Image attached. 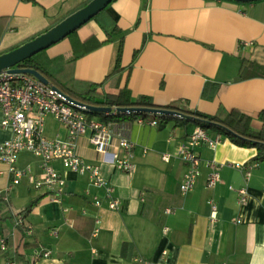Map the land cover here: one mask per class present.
I'll use <instances>...</instances> for the list:
<instances>
[{
  "label": "crops",
  "instance_id": "0c3cea01",
  "mask_svg": "<svg viewBox=\"0 0 264 264\" xmlns=\"http://www.w3.org/2000/svg\"><path fill=\"white\" fill-rule=\"evenodd\" d=\"M87 1L0 0V52L27 42ZM101 11L47 48L42 59L70 77L99 84L103 95L125 88L132 99L148 97L157 108L174 107L170 110L183 116L135 121L89 116L113 132L110 156L106 160L90 143V131L79 137L77 153L113 186L120 202L115 210L88 174L74 173L59 160L51 165L64 178V191L58 200L50 198L34 185L40 160L22 152L17 166L31 172L11 187L7 200L0 195V238L8 246L0 251V264H264V162L253 161L255 148L208 131L220 142L196 148L200 176L192 191H179L186 172L180 148L197 127L187 112L222 118L238 109L253 117L254 130L262 126L264 0H113ZM114 24L124 32L121 43L108 40ZM44 126L50 139L67 136L50 115ZM118 133L133 144L129 172L110 162L125 156ZM11 136L10 127H0V143ZM211 161L222 167L220 180L209 188ZM252 163L246 181L244 169ZM9 183L7 165L0 162V191ZM243 186L249 197L239 205L237 190ZM209 200L217 207L214 222ZM19 216L22 224L16 227ZM41 249L50 255H36ZM7 253L14 255L8 259Z\"/></svg>",
  "mask_w": 264,
  "mask_h": 264
},
{
  "label": "built area",
  "instance_id": "2783aa9c",
  "mask_svg": "<svg viewBox=\"0 0 264 264\" xmlns=\"http://www.w3.org/2000/svg\"><path fill=\"white\" fill-rule=\"evenodd\" d=\"M115 108L113 111L115 112ZM89 110L82 104L69 101L63 94L53 88L52 85L41 83L34 76L25 73H11L4 70L0 73V112L2 119L0 127H10L12 136L8 140L0 143V162L7 165L9 176V186L2 192L4 200H7L8 192L13 185L19 183L20 179L31 172L30 167L19 168L17 166L18 157L22 152H28L40 160L41 175L34 179L37 188H44L50 198L58 200L64 191L65 180L54 169L51 162L59 160L62 165L70 171L78 174H88L93 186L102 188L104 196L109 200L108 207L112 210L118 209L119 200L114 196L113 186L101 175L97 165L87 163L77 153V141L79 137L90 131V143L95 149L102 153L107 160L110 156L107 147L110 144L113 132L109 126L99 120L88 116ZM54 117L67 131L65 139L45 136V117ZM141 120V119H139ZM151 125H156L157 121H151ZM119 145L125 151V156L110 162L119 171L129 172L133 168L132 142L123 134H117ZM220 142V137H212L204 128L197 126L189 135L187 141L180 148V159L186 165V172L179 184V191L185 195L193 190L197 179L200 176V158L196 148L201 144H206L215 148ZM163 159L167 161L169 154H165ZM211 172L207 178V186L213 187L220 180V169L222 164L214 161L208 163ZM232 166V164H229ZM236 168H243L239 163L234 164ZM256 163L249 164L244 169L245 180L250 177V170ZM238 204L244 205L249 197L247 186L237 190ZM211 207L210 220H216V204L209 200ZM95 206H100L101 201L96 199ZM169 213V210H166ZM99 220L97 219L96 222ZM237 222H240L237 219ZM22 224V218L15 219V226ZM98 228L94 230L96 234ZM30 233V230H27ZM56 235V231L53 232ZM8 249L5 238H0V251ZM36 255L48 257L50 251L41 249L35 251ZM8 264H16L10 260Z\"/></svg>",
  "mask_w": 264,
  "mask_h": 264
},
{
  "label": "trees",
  "instance_id": "16d2710c",
  "mask_svg": "<svg viewBox=\"0 0 264 264\" xmlns=\"http://www.w3.org/2000/svg\"><path fill=\"white\" fill-rule=\"evenodd\" d=\"M90 1L91 0L84 2L76 10L84 7ZM100 13L95 15L94 19H96ZM54 25H52L51 27H53ZM51 27H48L44 31H41L36 35L30 37L27 41L44 33L45 31L49 30ZM107 36L109 41L112 42L118 40L119 43H121L124 37V32L121 31L116 26V24H114L112 29L107 32ZM18 46H20V44L16 45L15 47H12L10 50ZM45 50H42L39 53L33 55L32 57L24 60L18 66L22 68H29L38 71L40 74H42L49 80L50 85L57 87L64 94L69 95L70 97L74 98L77 101H80L87 105L106 106L112 109L108 113H94L87 111L88 116L99 115L103 121H121V120L135 121L138 118H143L148 115H152L155 118H159L161 120H164L169 117L167 115H157V114H149V113H138V112L121 113L116 110L114 112L113 108L115 109L129 108V107L157 108V106H155L148 97H139L138 99H132L130 92L125 88L120 90L118 94L103 95L98 91L99 84L77 80L73 77L68 76L67 73H65L64 71L59 70V68L55 64H49V63L47 64V62L44 59H42V54L45 52ZM2 53L4 52H0V54ZM165 108L174 109V107H170V106ZM187 113L189 114V116H187L188 118H192L194 122L197 124V126L204 128L207 132L208 131L215 132L220 136L227 138L232 143L238 146L255 148L257 153L254 156L253 161L264 162V111L260 112L258 115V118L261 121L262 126L257 131L252 128L253 117L238 109L230 110L222 118L217 116L208 117L199 112H194V113L187 112ZM36 201H33L31 205L26 209V211H28L36 203ZM6 255L8 259H11V257L14 254L7 253ZM18 257L19 255H16L14 259L18 260Z\"/></svg>",
  "mask_w": 264,
  "mask_h": 264
},
{
  "label": "water",
  "instance_id": "95a60500",
  "mask_svg": "<svg viewBox=\"0 0 264 264\" xmlns=\"http://www.w3.org/2000/svg\"><path fill=\"white\" fill-rule=\"evenodd\" d=\"M113 0H91L84 7L76 10L49 30L36 36L35 38L21 44L20 46L0 54V73L7 70L11 73H25L34 76L41 83L48 85L49 80L40 74L38 71L29 68H22L18 65L24 60L32 57L42 50L49 48L51 45L56 44L72 32L76 31L83 24L88 22L101 10L106 8ZM236 2H254L258 0H232ZM55 90L63 94L69 101L76 104H82L90 112L94 113H108L112 109L106 106H92L84 104L80 101L75 100L69 95L64 94L57 87L53 86ZM116 111L121 113L138 112V113H149L157 115H170V116H183V113L176 110H170L166 108H152V107H129V108H117Z\"/></svg>",
  "mask_w": 264,
  "mask_h": 264
}]
</instances>
